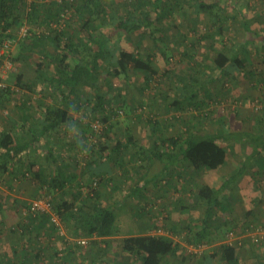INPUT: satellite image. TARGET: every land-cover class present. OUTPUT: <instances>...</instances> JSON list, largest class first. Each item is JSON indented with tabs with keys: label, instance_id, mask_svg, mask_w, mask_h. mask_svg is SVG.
I'll list each match as a JSON object with an SVG mask.
<instances>
[{
	"label": "rangeland",
	"instance_id": "rangeland-1",
	"mask_svg": "<svg viewBox=\"0 0 264 264\" xmlns=\"http://www.w3.org/2000/svg\"><path fill=\"white\" fill-rule=\"evenodd\" d=\"M33 1L45 4L62 0H26L24 9L19 13L20 17L8 27L9 34L13 35L16 41L13 42L8 57L4 56L0 65V79L8 85L7 89H2L6 95L0 100L1 127H12L15 118L19 119L18 123L22 121L19 117L23 103L27 105L25 108L28 113L37 114L44 110L43 104L47 102L54 104L62 98L60 94L50 95L47 84H38L36 81L31 89L25 85L36 78L35 69L39 61L43 62L47 74L52 73L51 61L49 62L47 58L56 50L55 43L51 41H46L41 47L32 48L28 40L17 39L19 27L24 22L30 26L32 33L46 29L45 25H38V15H35L34 10L33 16L28 17L29 6L32 7ZM153 1L103 0L99 6L101 11L98 18L101 26L97 30L82 26L83 22L76 16L75 7L70 8L68 4L63 8L66 19L62 22L65 24L64 28H69L70 33L89 39L95 48L97 42L91 36H96L97 39L107 36L110 45L119 39L120 46L129 52L138 55L151 54L156 70L151 74L149 81H146L145 73L134 68L133 63L128 59L123 60L120 56L113 59L110 57L111 59L105 61L100 59L95 80L104 94L106 102L104 109H89L96 101V90L93 86L81 87L77 95H72L67 100L73 116L72 121L64 123L53 132V138L58 142L54 144V149L56 152L60 149L62 153H66L63 158L72 172L78 176L76 179L78 183L74 185L77 189H83V186L89 182V177L84 173L86 171L84 164H75L80 150L78 146L69 145L71 142L78 144V140L80 142L83 140L84 145H90L93 140L101 139L108 140L111 144L117 139L125 140L128 134L134 136L137 143L133 142L122 152L108 181V188H105L106 202L110 212L115 215L112 227L114 231L112 235L107 236L111 238L114 248H119L118 242L122 236L133 232L136 218L143 221L147 219L148 214L155 213L156 209H153L155 196L156 199H160L158 204L166 203L171 206V210L164 208L158 218L168 222L165 229L175 231L177 234L184 227L183 221L194 223L201 215L202 207L194 204L193 209L188 210L187 214L177 211L176 216L179 219L175 217L176 207L172 208V206L179 197L192 204L197 181L191 179V174L181 164V168L174 170L173 174L178 177L180 172V180L184 181L183 191L179 190L178 193L177 190L173 192L169 189L165 194L161 191L164 186L163 179L170 178L169 171H165L162 162L140 153L138 147V142L148 146L155 144L156 136L149 129L151 125L156 126L165 135L183 134L188 128L198 133L214 132L224 122L233 130L256 129L264 132V39L256 37V33L264 35V0H217L219 5L215 4L212 9H199L195 0H165L168 16L154 24L157 28L153 26L152 30V27L143 26L132 32H125L120 26L121 19L129 14L141 15V8L152 9ZM244 22L249 23L254 32L248 33ZM1 30L2 24H0V35ZM158 37L161 39L155 42ZM243 40L248 44V47L241 51L245 68L225 70L217 68L214 64L217 51L224 49L231 55ZM20 55H24V61L19 58ZM5 61H11L12 66L5 67ZM120 61L125 64L126 73L109 74L107 67H112V63L120 66ZM19 74L22 75V86L17 84ZM40 93L44 103L39 105ZM6 108L9 110L8 114L4 112ZM96 123L100 124L98 129H95ZM70 125H75V129L70 130ZM219 142L229 151L227 161L229 165L213 171H201L202 175L212 174L209 178H212L214 184L219 183V175H223L226 168H229L227 174L232 173L233 168L239 166L246 154L252 150V146L245 141L220 140ZM40 144L35 147L38 168L46 163L44 157L48 148L47 143L42 141ZM82 153L80 152V155ZM35 160H33L35 162L32 165L33 169L37 168ZM259 160L256 166L246 169V178L242 177L244 172L239 175L237 182L241 183V186L238 189L230 188L237 193L231 197L229 208L225 211L216 210L217 217L221 218L220 222L223 220L225 222L224 225L222 224L221 238L233 228L240 230L246 221L259 223L264 220V168L259 167L260 165L264 167V158ZM29 162L32 161L27 156L21 170H28ZM55 167L56 165L51 171L55 170ZM46 169L50 170V168ZM253 170H256V173H253ZM19 174L21 176L20 172ZM32 175L31 172L19 184H14L13 188L0 181V184L7 186L6 190L9 191L0 193V261L10 260L8 261L10 263L6 264H20L22 261L28 264H53L51 255L55 248L65 253L73 248L76 253H72L67 260H61L63 264H80V262L95 264L91 259L94 256L104 255L103 245L95 244L91 241V237L73 231V226L64 222L55 208L52 210L58 214L59 223H56L50 215L48 224L54 225L56 231L51 230L47 225V229L40 232L34 230L23 234L16 232L18 229L20 231L27 222L23 211L29 202L38 195L50 192V188L40 184ZM146 179H151L149 183L151 190L145 193L144 197H140L139 202L135 201L132 195H125L132 185L144 182ZM68 188L52 190L55 200H59L60 196L72 199L76 191L74 188ZM89 188L88 186L85 188L86 192ZM0 192H3L2 189ZM80 195L78 201L84 197ZM134 211L140 216L137 217L136 212L134 216ZM158 223L164 227L162 221ZM82 238L86 239L85 243L80 241ZM97 238L101 239V237ZM13 245L17 247V251L19 247L22 248L26 256L21 250V253L14 257L16 252H13ZM39 252L42 256L40 259H38ZM182 255L185 258L194 257L192 255L195 254L189 253L184 246L179 256ZM133 264L140 262L135 259ZM171 264L175 263L171 262Z\"/></svg>",
	"mask_w": 264,
	"mask_h": 264
},
{
	"label": "trees",
	"instance_id": "trees-1",
	"mask_svg": "<svg viewBox=\"0 0 264 264\" xmlns=\"http://www.w3.org/2000/svg\"><path fill=\"white\" fill-rule=\"evenodd\" d=\"M164 1L154 0L152 9H140L141 15L129 14L123 20L121 19L120 26L125 32H132L143 26L152 27L153 30L154 24L159 23L168 16V7L165 6ZM195 1L199 9H212L215 4L219 5L217 0ZM25 2L26 0H0V24H2L0 42L5 37L4 33L8 27H11L20 17L19 13L24 9ZM102 2L103 0H81V2L77 3L76 0H62L60 2L51 1L50 3L39 4L33 1L32 7L29 6L28 17L31 18L33 16L34 12L32 11L34 10L35 15H38V25H45L46 29L39 33L30 32L26 36H21L17 39L28 40L32 48L35 46L41 47L46 41H51L55 43L56 50L51 57L47 58L46 56L49 62L51 61L52 73L47 74L43 62L39 61L35 69L36 78L33 82L29 81L25 85L31 89L36 84V81H38V84H47L50 95L60 94L62 98L54 104H49L48 102L43 104V97L40 93L38 103L39 105L43 104L44 110L42 113H28L25 108L27 105L23 103L21 107L22 113L19 117L22 121L14 123V129L0 126V181H3L2 177L4 175L14 173V169L19 170L22 177H26V171L21 170V167L26 162L27 156H35L31 149L41 145L40 143L43 141L48 146L44 157L46 163L41 164L38 169H33V161L29 162L28 172H32V177H35L40 184L48 187V189L50 188L48 194L51 195L53 208L57 210L64 222L73 226V231L85 237H91V241L95 244L103 245L104 255L102 257L94 256L91 259L93 263L133 264L134 260L138 259L140 264H170L169 258L175 256L179 251V245L170 236L159 232L126 234L119 239V248H114L111 238L107 237L112 235L114 231L112 227L114 226L115 215L110 212V207L106 202L107 194L105 188H108V181L111 179V174L115 165L119 162L122 152L129 148L133 142L137 143L132 134H128L125 140L117 139L111 144L110 141L101 139L93 140L90 145H84L82 140L80 143L84 146H79V144L74 142L69 144L78 146L80 151L75 164H84V169H86L84 173L89 177V182L83 186V189L74 187L78 183V180H76L78 176L76 173L71 175L72 170L70 173L68 172V163L63 158L66 153H62L60 149L56 152L54 149V144H56L57 140L53 138V132L57 131L64 123L72 121L73 116L69 110L67 100L70 96L77 95L81 87L93 86L96 90V101L89 109H104L106 104L104 94L95 80V72H97L100 65V59L105 61L111 59L110 57L113 59L119 56L123 60L128 59L133 63L134 68L145 73L146 81H149L151 74L156 71L151 60V54L138 55L135 52H129L120 46L119 39L110 45L107 36L98 39L96 36H91L97 42V48H95L89 39L75 36L70 33L69 28H64L65 24L62 21L66 18L64 17L63 8L69 4L70 8L75 7L76 16L83 22L82 26H89L94 30L99 29L101 26V22L98 19L101 11L99 6ZM76 3L77 5H75ZM154 27L157 28L156 25ZM246 28L251 30L250 24H246ZM159 39L161 38H156L155 42H158ZM247 41L241 42L231 55L226 53L224 49H219L214 57V64L217 68L223 70L226 68H245L241 51L248 47V44H245ZM23 57L24 55H20L19 58L24 61ZM120 63V66L112 63V67H107L108 73L111 75L126 73L125 64L123 61H120ZM17 84L23 85L21 74L17 76ZM5 95L2 92V88H0V100ZM6 109L4 112L8 114L9 110L6 111ZM149 129L156 136L155 145L148 147L138 142L139 151L146 157L162 162L166 171H171L168 169L170 168L169 166L179 160L183 161L185 170L189 174L191 169L199 173L203 170L217 169L225 165L228 161L229 151L219 142L220 140L245 141L252 146L251 152L246 154L241 164L235 167L220 185L204 181L198 183L195 188V194L199 203L205 205L204 217L201 220H195L194 223L183 224L187 229L186 242L188 244L218 243L217 250L212 253L213 257L218 256L226 264H241L237 254L236 243L229 244L224 241L229 231H227L224 238H221V228L225 222L224 220L220 222L221 218L217 217L216 210L225 211L229 207L231 198L226 193L232 192L229 190L237 185L236 182L239 175L251 166H256L257 162L260 161L259 159L264 158V132L256 131V129L252 131L233 130L225 122L216 131L207 133L193 132L188 128L183 134L167 136L154 125H151ZM106 147L109 149H105ZM84 149H87V151ZM80 152L83 153L80 155ZM54 165H56L55 170L51 171ZM261 166L259 167L264 168ZM46 168H50V170L47 171ZM12 176H15V173ZM148 182L149 180L141 185L139 183L132 185L125 195H134L138 190L139 193H142ZM87 186L90 188L86 192L85 188ZM66 187L74 188V191H76V194L73 193V198L68 199L60 196L59 200H55L56 197L53 196L51 191L55 189L63 190ZM78 195L84 197L78 201ZM135 212L134 216L137 213L138 217V212ZM24 214L25 220H27L24 223L25 226L21 227L20 231L19 229L14 231L20 234L31 230L40 232L47 229V225L51 227V230L56 231L54 225L48 224L50 222L48 220V217H50L48 212L39 211L37 213L28 212ZM249 223L250 221H246L240 230H245L244 227L249 226ZM236 229L233 228L231 230L238 232L239 230ZM97 237H101V239ZM100 241L103 243H100ZM13 248V252H16L14 257L21 253L22 248L19 247V251H17L16 246ZM22 253L26 256L23 250ZM72 253H76L73 248L66 253L55 248L51 255L53 264H63L61 260H67ZM40 258L42 256L39 252L38 259ZM8 261H0V264L10 263ZM20 264L28 263L22 261Z\"/></svg>",
	"mask_w": 264,
	"mask_h": 264
},
{
	"label": "crops",
	"instance_id": "crops-1",
	"mask_svg": "<svg viewBox=\"0 0 264 264\" xmlns=\"http://www.w3.org/2000/svg\"><path fill=\"white\" fill-rule=\"evenodd\" d=\"M246 24H249V23L244 22L245 28H246ZM7 30H9V32H10V29H7ZM252 31H253L252 29L251 30L247 29L248 33H252ZM256 34H257L256 35L257 38L264 39V35H261L259 33H256ZM251 40H253L252 36H251ZM73 114H74V112H73ZM18 120L19 119L15 118V121L13 123H16V121L19 122ZM5 127H7V129H14L13 126L12 127L11 126H5ZM171 135H177V134H171ZM167 136H170V135H167ZM153 145H155V144H153ZM153 145L151 147H153ZM146 146H148V145H146ZM33 153L35 154V148L33 149ZM29 158L31 159V161H33V160H35L36 156L33 157V156L29 155ZM24 163H26V162H24ZM33 163H35V162H33ZM181 164L183 165V167H185L184 164H183V161H181V160H179L177 163L171 164L169 166L170 168H168V169L171 170V171H169L170 178H164L163 179L164 186H163V188H161V191L164 194L169 189L172 190L173 192L176 191V190H177V192L179 190L183 191V189H184L183 182L184 181L180 180V178H181L180 172L178 173L179 174L178 177L175 174H173L174 170L177 171L178 168H181L180 167ZM227 165H229V163H226L225 165H223V166H221V167H219L217 169L223 168L224 166H227ZM11 167H13V166H11ZM37 169H38V162H37ZM217 169H212V170H208V171H213V170H217ZM247 170L244 171L242 177H245V173L247 172ZM70 171H71V169L69 167L68 172L70 173ZM228 171H229V168L228 169L226 168V171L223 173V175H221V174L219 175V183H218V185H220L222 183V181L231 174V173L227 174ZM14 173H15V176H12ZM14 173H12L11 175L8 174L9 176H7V177H6V175H4V177H2L3 178V182H5L9 187L11 186L12 188L14 187V184H16V183L19 184V182L23 181V178H24V177L20 176L19 170L17 171L16 169H14ZM73 173L74 172H71L70 174L72 175ZM253 173H256V170ZM29 174H31V173L28 172V170H26V177H28ZM190 174H191L190 175L191 179H195L194 182L197 181L196 186L198 185V183L203 182V181L207 182V183H210V184H214L213 181H212V178H209V176H212V174L209 175L208 173H205V174L202 175V172L201 173L200 172L196 173L192 169H191ZM147 180H149V182L147 183V186L145 187V190L142 193H139L138 192L139 190H138L136 192V194L132 195V198L135 201L139 202V198L140 197H144V194L148 193V191L151 190L150 186H149V183H150L151 179H146L144 182L141 181L139 184L140 185L144 184ZM236 184L237 185L234 187L235 190L238 189L239 186H241V183L236 182ZM196 186H194V187L196 188ZM0 189H2V191H3V192H0L2 194L6 193V191L9 192L8 190H6L7 186H4L3 184H0ZM229 191H231V190H229ZM178 193H180V191ZM235 193H237V192L233 190L231 193L227 192L226 194H228V197L231 198V197H234V195H236ZM192 199L194 201L192 202V204H189L188 202L184 201V199H180V197L177 198L176 202L172 206V208L176 207V209L174 211L175 212L174 214H175V217L177 219H179L176 216V212L177 211L181 212L182 214H184V213L187 214L188 210H192L193 209L192 205H194V204H198L199 207L200 206L202 207L201 208L202 210L200 209L201 215L198 217V219L201 220L202 217H204L205 205L202 204V203H199V200H198L195 192L193 194ZM158 200H160V199H156V196H155L154 200H153V202L155 204L154 205L155 208H153V209H156V210H154L155 213H153V214L151 213V215L148 214L147 215V219L143 220V221H140L139 218H136L137 219L136 226L133 228V232L132 233H135V234H139V233H157V232L163 231V229H165V226L168 225V222H165L161 218H158V215L162 213L164 208H166L168 210H171V206L166 204V203L165 204H162V203L158 204ZM178 207H179V209H177ZM248 209H250V207ZM138 216H140V215H138ZM155 218H157V219H155ZM183 218H185V216H183ZM159 221H162L164 223V227L160 226L161 223H158ZM180 222H182V221H180ZM184 223H188V220H185V221L182 222V224H184ZM180 224L181 223H179L178 226H180ZM174 228L178 229L177 227H174ZM186 230L187 229L185 227H182L180 229V232L177 234L175 231H170L168 229H165L163 231V233H162L163 235L170 236L174 240V242H176L179 245V249H178L179 251L174 256L175 258L174 257L172 259L169 258V263L170 264H171V262L172 263L174 262L175 264H226L218 256H215V257L212 256V253L215 250H217L216 248L218 246V243L210 244V247L207 250H205L202 254L192 255L194 257H185L184 258L183 255H182V257H180L179 255H180V252L182 250L180 248H182L184 246H187V244H188L186 242V237H187ZM236 249H237V254H238V257H239V259L241 261V264H264V242H259V243L254 242L251 239V237L248 236V235L240 236L239 240H237V242H236Z\"/></svg>",
	"mask_w": 264,
	"mask_h": 264
},
{
	"label": "built area",
	"instance_id": "built-area-1",
	"mask_svg": "<svg viewBox=\"0 0 264 264\" xmlns=\"http://www.w3.org/2000/svg\"><path fill=\"white\" fill-rule=\"evenodd\" d=\"M30 33V26L26 24L25 22L20 25L19 30L17 32L18 38L21 36H26ZM5 37L0 42V61L5 57H8L7 54L12 48L13 42L16 41V38L14 36L9 35V30L5 31ZM12 62L11 61H5V67H11ZM7 84L5 81L0 79V88H7ZM8 111V109H6ZM95 129H98L100 127L99 123L94 124ZM53 205H52V198L50 194H43L39 197L34 198L32 201H30V204L27 208L24 209V213H37L39 211H46L48 212L52 219L59 223V216L57 213L53 212ZM159 233H163V231H159ZM248 235L251 237V239L254 242H264V220L259 223L251 222L249 226L245 227V230H239L238 232L234 230H230L225 238V242L229 244H234L239 240L240 236ZM81 242L85 243L86 239L82 238L80 239ZM210 247V244L202 243V244H188L186 246V250L191 254H202L205 250H207Z\"/></svg>",
	"mask_w": 264,
	"mask_h": 264
},
{
	"label": "clouds",
	"instance_id": "clouds-1",
	"mask_svg": "<svg viewBox=\"0 0 264 264\" xmlns=\"http://www.w3.org/2000/svg\"><path fill=\"white\" fill-rule=\"evenodd\" d=\"M75 127H76L75 125H70V130L75 129ZM77 142H78V144L80 143L79 140ZM81 146H83V145H81ZM84 150L87 151V149H84Z\"/></svg>",
	"mask_w": 264,
	"mask_h": 264
}]
</instances>
